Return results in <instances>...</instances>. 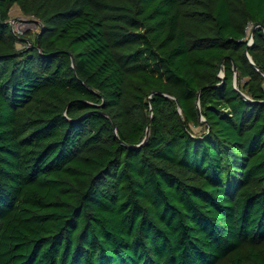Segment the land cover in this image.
<instances>
[{
    "label": "trees",
    "instance_id": "trees-1",
    "mask_svg": "<svg viewBox=\"0 0 264 264\" xmlns=\"http://www.w3.org/2000/svg\"><path fill=\"white\" fill-rule=\"evenodd\" d=\"M0 264H264V0H0Z\"/></svg>",
    "mask_w": 264,
    "mask_h": 264
},
{
    "label": "rangeland",
    "instance_id": "rangeland-1",
    "mask_svg": "<svg viewBox=\"0 0 264 264\" xmlns=\"http://www.w3.org/2000/svg\"><path fill=\"white\" fill-rule=\"evenodd\" d=\"M10 17L11 20H13L15 28L22 30V32L30 31L33 35L34 32H36L38 29L34 27V22L28 17L21 14L20 10L16 5H13V7L10 9ZM191 131L193 133L199 134L203 131V127H191Z\"/></svg>",
    "mask_w": 264,
    "mask_h": 264
},
{
    "label": "water",
    "instance_id": "water-1",
    "mask_svg": "<svg viewBox=\"0 0 264 264\" xmlns=\"http://www.w3.org/2000/svg\"><path fill=\"white\" fill-rule=\"evenodd\" d=\"M10 24H11V27H12V23H11V22H10ZM252 33H253V30H252ZM251 43H252V34H251V37H250V39H249V43H248V45H250ZM245 51H246V55H247V57L251 60V57H250L249 54L247 53V48H246ZM232 69H233V72H234L233 86H234L235 88H237V67H236V65H235L234 63H233ZM220 76L223 77V72H220ZM166 96H168V95H166ZM240 96H241L243 99H248V97H247L244 93H242V92H240ZM178 110L180 111L179 108H178ZM151 111H152V110H150V112H151ZM203 120H204V118L202 117V118H201V121H203ZM148 133H149V126H148L147 129H146L145 138L143 139V141H142L140 144H138V145H125V146H126L127 148H133V147H138V146H140L142 143L145 142Z\"/></svg>",
    "mask_w": 264,
    "mask_h": 264
},
{
    "label": "built area",
    "instance_id": "built-area-1",
    "mask_svg": "<svg viewBox=\"0 0 264 264\" xmlns=\"http://www.w3.org/2000/svg\"><path fill=\"white\" fill-rule=\"evenodd\" d=\"M10 22L12 23V28H13L17 33H19V34L23 33L22 30L17 29V27L15 28L14 23H13V20H10ZM34 27H36V24H35V23H34Z\"/></svg>",
    "mask_w": 264,
    "mask_h": 264
}]
</instances>
